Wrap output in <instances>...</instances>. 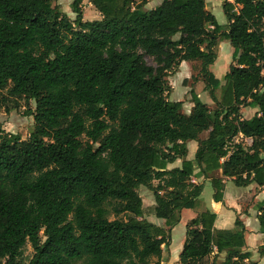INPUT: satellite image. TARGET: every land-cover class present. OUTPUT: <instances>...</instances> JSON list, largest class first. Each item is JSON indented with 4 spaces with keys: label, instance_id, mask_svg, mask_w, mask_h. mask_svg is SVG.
<instances>
[{
    "label": "trees",
    "instance_id": "16d2710c",
    "mask_svg": "<svg viewBox=\"0 0 264 264\" xmlns=\"http://www.w3.org/2000/svg\"><path fill=\"white\" fill-rule=\"evenodd\" d=\"M59 1L0 0V109L35 104L29 140L0 125V264H26L28 245V264H170L171 231L200 206L210 174L222 171L210 180L215 203L226 179L264 188V0H223L226 29L206 0L154 10L155 0H91L96 21H84V0L71 4L75 19ZM222 41L234 54L220 80L211 67ZM183 62L200 64L193 81L215 110L194 90L189 114L169 100ZM141 188L164 226L144 218ZM217 219L205 210L190 221L177 264H258L244 223L218 230ZM258 220L264 234V205Z\"/></svg>",
    "mask_w": 264,
    "mask_h": 264
},
{
    "label": "rangeland",
    "instance_id": "374dc122",
    "mask_svg": "<svg viewBox=\"0 0 264 264\" xmlns=\"http://www.w3.org/2000/svg\"><path fill=\"white\" fill-rule=\"evenodd\" d=\"M88 1L89 0H84L82 4L83 18L84 21H94V19L87 14L90 7ZM71 2H73V0H60L58 2L62 8V11L65 14L71 13ZM208 2L210 3L209 6L211 7V10L212 11L214 10L216 14L215 17L217 16L216 19L219 21V24L226 29V26L228 25V21L223 9L224 1L208 0ZM84 12H86L87 17H85ZM231 50H233V48L230 45V43L226 42L222 44L219 51L218 61L213 67H211L212 72L218 79L221 78V80H223L224 78L223 75H226L227 71H229L232 62V55L230 54ZM146 61L151 66L156 65L153 59L150 57H147ZM184 68H182L181 71L177 69L175 73L172 74L168 79L169 84L172 88V91L169 95V100L172 102H183L184 112L189 114L193 108L192 107L193 104L191 103L192 100L191 90H194L203 103L208 104V106L212 111L215 110V105L212 102L209 92L206 89L205 83L202 81L199 82L193 81V77H198V76L201 77L200 64L199 63L195 65L190 64L188 68L189 70L188 79H184L185 77ZM222 71H224V74L221 73ZM185 80H188L187 84H184ZM3 94H6V92H4ZM5 106L6 107L0 109V125L2 126V128L5 130L7 134L18 135L21 137L23 141L29 140L31 134L35 129V121H34V116L33 115L29 116L27 115V113L30 109H32L33 112L35 111V104L33 102L28 103L27 101L22 100L19 101V107H16V102L13 99H9L6 102ZM255 113H256L255 110L242 109V116L244 117V119L252 118L255 115ZM205 137L206 135H203V138ZM240 142H242L246 147L252 145V140L244 139L243 141ZM154 185L157 186L158 182H155ZM230 189L237 190L238 192L241 193H248L247 196L248 205H243V210L248 211L251 209L250 216L247 217V223L250 231L254 233L250 235L249 241L247 243L248 244L247 248L253 255L252 261L257 262L258 264H264V258L260 257L257 254V248L259 247L258 245L260 246L264 245V234L258 232L260 230V223L257 218V212H259V210L263 206V201L262 199L259 200L257 203L255 202L253 203L252 201V198L254 199L257 196H261V192L264 191V189H261V191L258 188L256 190H251L249 188L248 189L238 188L235 185H231ZM139 191H140V196L144 201V209H143L144 218L153 224L164 226V224H161L164 221L159 220L154 216L153 204L155 203V199L153 193L146 188H141ZM213 195H214V190L211 183H206L204 187V192L200 198V206H198L196 210L186 211L183 214V216H181V222L178 226L175 227L173 234L171 231L172 242L170 247V255H171V260L173 262L176 258H178L179 261L180 254L182 253L184 247V241L186 238L188 223L192 219L196 218L199 215V213L208 210V207L211 204V201L213 200ZM230 196H231L230 192H228V198ZM253 205L255 206L252 208ZM122 217L123 216H120L119 218L122 219ZM114 219L115 217L112 216L111 220ZM237 219H239V216H237ZM235 228H236V223H235ZM33 254L34 251L32 247L28 245L24 250V259H23L24 263L28 264L31 258L33 257ZM155 261L156 260H154V262ZM78 264H82V263L79 262Z\"/></svg>",
    "mask_w": 264,
    "mask_h": 264
},
{
    "label": "crops",
    "instance_id": "0c3cea01",
    "mask_svg": "<svg viewBox=\"0 0 264 264\" xmlns=\"http://www.w3.org/2000/svg\"><path fill=\"white\" fill-rule=\"evenodd\" d=\"M163 1L164 0H155V1H152V2H150L148 5H147V9L148 10H154V9H156V8H158L162 3H163ZM89 3V10H88V12H87V14L88 15H90L93 19H94V21H96V20H101L102 19V15H101V13H99L98 11H97V9L91 4V0H89L88 1ZM230 2H233V0H230ZM206 3H207V8H208V10H210L212 13H213V15L215 16L216 14H215V12H214V10L212 11L211 10V7L209 6L210 5V3L208 2V0H206ZM71 4H72V2H71ZM224 4V3H223ZM84 14H85V17H87L86 16V12H84ZM71 19H75L76 18V15L73 13V11H72V9H71V13L70 14H67ZM216 18H217V16H216ZM218 21V20H217ZM218 23H219V21H218ZM230 43V42H228V41H222V42H220V45H219V47H218V58H219V51H220V47L222 46V44H224V43ZM231 45V44H230ZM233 48V47H232ZM230 54L232 55V57H233V54H234V49L233 50H231L230 51ZM217 61H218V59H217ZM216 61V62H217ZM232 61H233V59H232ZM216 64V63H215ZM214 64V65H215ZM231 64H232V62H231ZM213 65V66H214ZM189 66H190V63H187V62H183L182 64H181V66H180V68H179V70L181 71V69L182 68H184L185 69V72H184V79H188L189 78V76H188V74H189V70H188V68H189ZM212 66V67H213ZM231 66V65H230ZM225 70V69H224ZM212 71V70H211ZM228 72V71H227ZM221 73H223L224 74V71H222ZM190 74H191V72H190ZM227 74V73H226ZM225 75H223V77H224ZM220 80H221V78H220ZM193 107V106H192ZM239 139V141H243L245 138H243V137H240V138H238ZM247 140H250V139H247ZM188 148H189V155H188V159L189 160H194L195 159V157H196V154H197V152H198V143H196V142H192V143H190L189 145H188ZM181 165H182V162L181 161H178V162H176L174 165H171V166H169V169H174V168H180L181 167ZM212 178H222V171H217V172H214V173H212V174H210L209 175V179L208 180H204L203 182H204V187H205V184L206 183H210V180L212 179ZM198 182V181H197ZM225 185H226V187H225V192H224V204H222V203H215L214 202V200H212L211 201V204L209 205V207H208V210H210L211 212H213V213H215V214H217V216H218V219H217V221H216V224H215V226H216V228L218 229V230H234V229H236L235 228V223H236V220H237V216H239V219L240 220H242V222H244V225H246L245 227H246V229H247V233H246V241H247V243H248V241H249V238H250V235L252 234V233H254V232H251L250 231V229L248 228L249 226H248V223H247V217L248 216H250V211H251V209L250 210H248V211H245V210H243V205H248V202H247V199H248V193H241V192H238L237 190H231L230 189V187H231V185H235L233 182H232V180H230V179H226L225 180ZM236 186V185H235ZM237 187V186H236ZM238 188H240V187H238ZM251 189V190H256L257 188L258 189H260V191H261V189H264V188H260V187H258L257 185H251L250 187H247V189ZM228 192H230V197L228 198ZM154 196V195H153ZM155 199V198H154ZM262 199V201H263V205H264V191H262L261 192V196H257V197H255L254 199L252 198V201H253V203L255 202V203H257L259 200H261ZM154 206H155V203L153 204V209H154ZM255 205H253L252 206V208L254 207ZM186 211H190V210H184L183 212H182V216H183V214L186 212ZM258 215H259V212H257V218H258ZM195 219V218H194ZM193 220V219H192ZM191 220V221H192ZM165 222H163V223H161V224H164ZM190 223V222H189ZM188 223V224H189ZM159 226V225H158ZM174 230H175V228L172 230V234L174 233ZM258 232H260V230L258 231ZM187 233V232H186ZM172 237V236H171ZM182 240H184V239H182ZM185 241H186V238H185ZM185 241H184V244H185ZM247 246H248V244H247ZM259 247H260V245H258ZM258 247V248H259ZM184 248V247H183ZM258 248H257V254H258ZM247 250L249 251V249L247 248ZM183 251V250H182ZM181 255V254H180ZM259 255V254H258ZM260 256V255H259ZM179 260H180V258H179ZM169 261V263L170 264H177L179 261H178V258H176L175 260H174V262L171 260V255H170V259L168 260Z\"/></svg>",
    "mask_w": 264,
    "mask_h": 264
},
{
    "label": "built area",
    "instance_id": "2783aa9c",
    "mask_svg": "<svg viewBox=\"0 0 264 264\" xmlns=\"http://www.w3.org/2000/svg\"><path fill=\"white\" fill-rule=\"evenodd\" d=\"M241 137H242V136H241ZM235 141H236V142H240L239 139H236ZM192 183L197 184L198 182H197L196 179H192Z\"/></svg>",
    "mask_w": 264,
    "mask_h": 264
}]
</instances>
